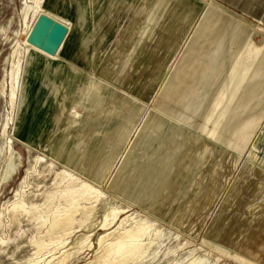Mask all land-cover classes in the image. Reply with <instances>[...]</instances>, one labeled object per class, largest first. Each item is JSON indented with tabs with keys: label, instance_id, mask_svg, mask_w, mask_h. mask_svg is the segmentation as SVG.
I'll return each mask as SVG.
<instances>
[{
	"label": "rangeland",
	"instance_id": "1",
	"mask_svg": "<svg viewBox=\"0 0 264 264\" xmlns=\"http://www.w3.org/2000/svg\"><path fill=\"white\" fill-rule=\"evenodd\" d=\"M53 1L0 0V90L5 68L10 69L12 61L20 63L13 84L21 88L30 62L27 45L41 55L58 59L70 34L75 50L83 48V37L89 39L84 57L81 50H76L72 59L88 72L80 84L85 89L72 93L61 130L45 144L34 147L18 136L16 122L23 100L15 95V103L9 102L10 78L8 91L0 95V264H54L63 252L76 250L82 235H89L84 248L62 263L85 264L100 251V237L107 233L100 227L113 206H121L124 212L110 218L109 241L124 218L121 227L140 219L148 222L138 232V240L147 239L152 227L159 231L148 258L155 250L157 256L149 264H247L252 254L255 261L251 264H264V71L255 79L246 72L239 82L232 73L233 68L240 69L247 61L245 35L241 34L234 44L229 39L219 43L206 25L198 30L200 22L196 28L180 24L178 60L175 51V57L161 72L155 64L144 65L145 58L134 49L129 71L136 76L125 83L110 77L118 60L116 50L127 36L120 30L130 18L138 20L142 30L155 33L159 22L152 14L160 12L162 6L155 7L158 11L150 7L146 11L141 1L132 0L130 8L121 12L125 14L121 25L111 27L99 23L114 6L100 10V0H86L90 8L85 16L96 24L79 26L76 9L70 11V16H63L64 11L55 9ZM31 5L37 13L28 11ZM235 12L225 13V33L233 32L229 18ZM41 13L70 29L55 56L27 40ZM249 20L264 35L262 20ZM176 29L167 33L161 54L168 49ZM253 42L260 44L259 38ZM197 50L201 51L200 69L186 81L180 80L178 72L191 52ZM256 82L259 85L252 88ZM56 87L62 94L63 88ZM239 93L244 98L236 102ZM124 127L131 131L128 133ZM114 143L121 144L111 146ZM103 145L111 147L104 148L109 150H103L97 162L96 166L106 167L98 175L96 166L88 167L87 163L95 159L97 149ZM110 154L113 158L108 167ZM158 162H164L159 179L155 178ZM85 183L92 185L89 192L94 195L97 191L100 197L88 199ZM21 201L24 207L14 210L13 204ZM72 205L77 211L73 212ZM62 213L74 219L62 224ZM64 230L69 231L68 235ZM249 248L252 253L247 254ZM110 253L105 249L96 264Z\"/></svg>",
	"mask_w": 264,
	"mask_h": 264
},
{
	"label": "bare ground",
	"instance_id": "2",
	"mask_svg": "<svg viewBox=\"0 0 264 264\" xmlns=\"http://www.w3.org/2000/svg\"><path fill=\"white\" fill-rule=\"evenodd\" d=\"M141 1V4L143 5V7L145 8V10L149 7L150 9H155L156 6H158L159 4L162 6L160 12L155 14H152L153 16L156 15V19L154 21H158V28L156 30V32L154 33L152 32H147L146 30H142V25L139 24L138 26V20L135 19H130L128 20L127 25H125V27L120 30V32L124 33L125 35H127L121 46L119 48H117L116 50V56L118 58V60H116V64L112 67L113 71L111 73V78L113 79H120L122 82H129L131 80H133L135 78V74H132L131 71H129V67L131 65V52L134 49H137V52L140 56H143L145 58V63L144 65L146 66H150L155 64L158 68L159 71H163L166 70V68L168 67L171 58L175 55V51L177 52V56H176V60H178L179 56H180V50L178 49L180 48V44H181V38L179 37V30L178 26L181 24V26L185 23L187 24H191V26L196 28V25L198 22H200L198 30L201 29L204 25H206V29L207 31L211 32L214 36V38H216V40L220 39L222 43L223 41L225 42L226 40L229 39V41L231 40V43L234 44L236 42V40L238 39V37L242 34L245 35L246 40L243 44V46L245 44H247V46L249 47V52L248 53V58L247 61L242 63V66L240 69L238 68H233L232 69V73H234L235 76V81L239 82L244 75L246 74V72H250V74H252V78L255 79L256 77L259 78L262 74V72L264 71V35L262 33V29L255 25H251V22L249 19L245 18L244 16L240 15L239 13L230 10L228 7L216 2L215 0H139V3ZM105 3V2H104ZM111 3V2H110ZM109 3V4H110ZM122 5V4H121ZM53 6L55 7V9L60 8L61 6H59V3L54 2L53 1ZM40 8V7H39ZM143 8V9H144ZM113 9H116L115 6L113 7ZM30 10H34L37 13V8L33 7L32 5L28 7V11ZM58 11L60 13H63L62 7L60 9H58ZM114 11V10H113ZM112 11V13H113ZM143 11V10H142ZM147 11V10H146ZM151 11V10H149ZM158 11V10H157ZM227 11H231L232 13L235 12L234 14H232V16L229 18V24L231 27H233V32H227L225 33L222 30V25L225 22L226 19V15L225 13ZM145 12V11H144ZM111 13V14H112ZM141 15V14H140ZM134 17V16H133ZM110 18V14H105V19H103V23H108ZM146 18V17H145ZM149 18V17H148ZM155 19V16L153 17ZM153 18L151 20V18H149L151 21H153ZM62 19H65L62 16ZM172 20V23H170L169 21ZM201 20V21H200ZM149 21V20H148ZM150 22V21H149ZM186 24V25H187ZM104 25V24H103ZM154 25V24H153ZM164 27L163 30L160 29V27ZM189 26V25H188ZM141 27V30H139ZM165 27H167L168 31H165ZM177 28V29H176ZM264 28V26H263ZM177 30V32L175 33L174 37H172V40L169 44L168 49L165 51V53L161 54L160 48L162 43L165 41L166 39V35L168 34H172L171 32H174L173 30ZM183 30V29H182ZM190 30V29H189ZM192 30V29H191ZM190 32V31H189ZM188 32V33H189ZM193 34V32H192ZM197 34V33H196ZM188 35V34H187ZM170 36V35H168ZM260 40V44L258 45L255 44L253 42V39H258ZM189 39V38H188ZM209 39V38H208ZM212 39V38H211ZM134 40V44H131V41ZM16 44V43H15ZM199 45V44H198ZM165 46V45H164ZM215 47V46H214ZM197 48V47H196ZM195 48V50H196ZM194 49V48H193ZM109 50V49H108ZM27 51L29 54V58L31 59V57L33 56L32 52L35 51L33 50V48L30 45H27ZM37 52V51H35ZM108 52V51H107ZM160 52V53H159ZM199 52H201L200 50L198 51H192L191 54L187 57V60L185 62V64L183 65V69L181 68L180 71L178 72V77L180 78V80H184L186 81V79L188 77H191L192 74L195 73V71L200 69V64L201 61L199 60ZM111 53V52H110ZM158 53V54H157ZM238 53H240L238 51ZM238 53H236L238 55ZM72 54V53H71ZM157 54V55H156ZM79 55V54H78ZM218 54L216 53V56ZM237 55L235 56V58L233 59V63L234 61L237 59ZM246 57V56H245ZM100 58V56H99ZM223 58V57H222ZM27 59V56H26ZM51 59V57H50ZM133 60V59H132ZM25 61V59H24ZM27 61V60H26ZM223 61V60H222ZM224 62V61H223ZM211 63V62H209ZM236 63V62H235ZM20 63L17 62H13L12 61V66L10 69H6L5 68V73L4 76L2 78L1 81V90H0V95H5L6 90L8 91V81L7 79L10 78L11 79V89L9 90V97L10 100L9 102L12 104L14 101V97L16 95L17 99L19 98V101L23 100V94H24V76L25 73L23 75V81L22 84L20 85L21 88L19 89V87L16 89V86L13 84L15 82L16 75L18 73V69L20 67L19 65ZM246 64V65H245ZM26 65V63H25ZM224 65V64H223ZM233 65V64H232ZM236 65V64H235ZM238 65V64H237ZM172 66V65H171ZM210 65H208L209 67ZM174 67V66H173ZM207 68V66H205ZM234 67V66H233ZM236 67V66H235ZM172 68V67H171ZM173 69V68H172ZM24 70V69H23ZM26 70V69H25ZM138 69H136L134 71V73L137 74ZM170 71V70H169ZM236 71V72H235ZM22 72V71H21ZM107 72V71H106ZM160 72V73H161ZM19 74V73H18ZM156 74L158 75V73L156 72ZM164 74V73H162ZM170 74V72H169ZM161 76V74H159ZM177 77V76H176ZM21 78V76H20ZM178 78V79H179ZM176 80V78H175ZM100 82V81H99ZM163 82V81H162ZM177 82V80H176ZM232 82V81H231ZM84 83V82H83ZM178 83V82H177ZM233 83V82H232ZM102 84V83H101ZM154 84V83H153ZM239 84V83H238ZM237 84V85H238ZM236 85V86H237ZM254 87L252 86V88H255L257 85V82L255 84ZM161 86V85H160ZM250 86V85H249ZM7 87V88H6ZM170 88V87H169ZM84 86L81 85L79 87V89H76L77 92H83L84 91ZM98 89H96L95 91H97ZM149 90V89H148ZM175 90V87L173 86L171 93L173 94V91ZM94 91V92H95ZM251 92V91H250ZM205 93V92H204ZM249 93V92H248ZM246 94V93H245ZM255 95H257V91L254 92ZM154 97V96H153ZM244 98V94L243 93H239L236 96L235 101L238 102L240 100H242ZM234 99V98H233ZM23 103V101H22ZM242 103V102H241ZM200 106V105H199ZM18 108V107H17ZM200 108V107H199ZM16 117V116H15ZM149 117V116H148ZM147 117V118H148ZM154 117V116H153ZM157 118V117H155ZM238 118V117H237ZM250 118V117H249ZM152 118H150L151 120ZM248 119V118H247ZM147 120V119H146ZM246 120V119H245ZM243 120V121H245ZM149 121V120H148ZM177 121V120H176ZM179 121V120H178ZM177 121V122H178ZM242 121V122H243ZM157 122V121H155ZM176 122V123H177ZM146 123V122H145ZM178 124V123H177ZM241 124V123H240ZM239 124V125H240ZM156 125V124H155ZM238 125V126H239ZM178 126V125H177ZM237 126V127H238ZM150 127V126H148ZM152 128V127H151ZM186 128V127H183ZM123 130H126L128 133L131 131L130 127H124ZM153 131H156L155 129H153ZM13 133V132H11ZM197 133V132H196ZM119 133H117L115 135L116 138H118ZM190 136V135H189ZM188 136V137H189ZM107 144V143H106ZM121 144V143H120ZM120 144L118 143H114L111 146H119ZM143 144V143H142ZM187 144V143H186ZM111 146H99L98 153L95 155V159L93 161H91L90 163H87L88 167L91 166H96L97 162L100 160L102 154H103V150H109V149H104V148H110ZM182 146V145H181ZM184 146H186L184 144ZM97 148V147H96ZM173 150V149H172ZM180 150V149H179ZM136 154V153H135ZM109 156V163H108V167L111 163V160L113 158V156L110 154ZM107 156V157H108ZM163 158V157H162ZM102 159V158H101ZM92 160V159H91ZM163 160V159H162ZM161 160V161H162ZM100 162V161H99ZM159 166L158 169L161 168L163 169L164 167H161L163 165L164 162H158ZM99 164V163H98ZM176 164V163H175ZM195 165V164H194ZM145 166V165H144ZM157 167V166H156ZM194 167V166H193ZM74 169H76V166L74 167ZM88 169V168H87ZM97 169V174L100 175L102 173H104L103 171H105V169L103 167H99L96 166ZM90 170V169H89ZM72 171V170H71ZM153 171V170H152ZM159 171H161L160 169L157 171L155 178L159 179ZM174 171V170H173ZM172 171V172H173ZM75 175V174H74ZM126 176V175H125ZM137 176V175H136ZM152 176V175H151ZM180 176V175H179ZM73 177V176H72ZM81 177V176H80ZM166 177V175H165ZM93 178V177H92ZM130 178V177H129ZM151 178V177H150ZM127 179V178H126ZM132 179V177L130 178ZM144 179V178H143ZM166 179V178H165ZM164 179V180H165ZM179 181L180 178L178 177ZM86 180V179H85ZM92 180V179H91ZM94 180V179H93ZM152 180H154V177L152 178ZM172 180V179H171ZM175 180V177H174ZM173 180V181H174ZM185 180V178L183 179ZM188 180V179H187ZM186 180V181H187ZM172 181V184H173ZM156 182V181H155ZM166 181L163 182V184ZM178 182V181H176ZM183 182V181H182ZM89 183V182H88ZM85 183L83 186H85V190L88 191L89 197L88 199H94V198H99V193H97V191L95 192V194L93 195V192H89V190L92 188V185ZM140 183V182H139ZM175 183V182H174ZM144 184V183H143ZM148 184V183H147ZM146 184V186H147ZM70 185V184H69ZM68 185V186H69ZM150 185V184H149ZM154 185V184H153ZM151 185V186H153ZM185 185V184H184ZM164 185H162L161 187H163ZM170 186V185H169ZM175 186V185H174ZM138 189V188H137ZM161 189V188H160ZM173 189H175V187H173ZM166 190V189H165ZM163 190V192L165 191ZM162 192V191H161ZM162 192V193H163ZM137 193V192H136ZM66 194V193H65ZM130 194V193H129ZM135 194V193H134ZM138 194V193H137ZM135 194V195H137ZM141 194V193H140ZM134 195V196H135ZM142 195V194H141ZM157 195V194H156ZM116 196V195H115ZM159 198V197H157ZM55 200V198H54ZM98 200H101L98 199ZM137 200V198H136ZM77 200H75L76 202ZM132 201V200H131ZM74 203V202H73ZM72 203V204H73ZM78 204V203H77ZM52 206V205H51ZM73 206V205H72ZM24 207V202L21 201L20 204L15 205L13 204V209L14 210H18ZM74 207V206H73ZM76 207V206H75ZM73 208V212H75L76 208ZM85 207V206H84ZM88 207V206H87ZM86 207V208H87ZM139 207V206H137ZM78 208V207H77ZM70 209V208H69ZM85 209V208H84ZM66 210V209H65ZM83 210V209H82ZM77 211V210H76ZM72 212V211H71ZM124 212V209L121 206H113L110 208L109 211H107V213L105 214V218L102 222V225L100 227V229L102 231H106L107 233H105L104 235H102L100 237V243L101 246L99 248V252H97L94 256L93 259L89 260L88 262H86L85 264H96L97 262H99V258L101 256V254L103 253V251L105 249H107L110 253L109 256H107V258L104 260H101L99 264H149L151 259H154L157 256V252L156 250L153 252V255L149 257V250L154 242V237L157 236L159 237V231L157 229H154L152 227V230H150L147 239H145L144 241L138 240L137 238V234L139 231L142 230L143 226L149 225L148 222L146 220L140 219L137 221H134L132 223H130L128 226H122V224L124 223V221L127 218H124L123 220L119 221L117 223V227L112 231V240L109 241L108 237L110 236V232H108V230L110 229L109 226L112 224L113 221H110V218L113 217V219H115L118 214H121ZM69 213V212H68ZM75 215V214H74ZM162 215V214H161ZM61 222L62 224H64V221L66 219L69 218H73L69 215H65V214H61ZM42 219V218H41ZM74 219V218H73ZM130 219H132L130 217ZM70 221V220H69ZM67 222V221H66ZM79 222V221H78ZM81 222V221H80ZM79 222V223H80ZM83 222V221H82ZM55 223V222H54ZM56 224V223H55ZM66 225V224H65ZM70 225V224H69ZM61 226V225H60ZM63 226V225H62ZM68 226V225H67ZM72 226V225H71ZM70 227V226H69ZM235 227V226H234ZM62 228V227H61ZM68 228V227H67ZM60 229V228H59ZM66 229V227H65ZM72 230V229H71ZM48 231V230H47ZM69 231L64 230L63 233H67ZM71 233V232H70ZM62 234V233H61ZM68 235V233L66 234ZM65 236V235H63ZM133 237L130 241H127V237ZM56 237V235H55ZM89 235H82L81 238H83V240L81 239V241L79 242V240L76 242V250L74 252L70 251V252H63V254L58 258V261L54 264H62L72 253H76V252H80L83 248H84V244L86 243L87 239L89 238ZM51 239V238H50ZM49 239V240H50ZM55 241V240H54ZM42 242V241H41ZM57 242V241H56ZM59 242V241H58ZM65 243V242H64ZM42 244V243H41ZM40 244V245H41ZM45 244V243H44ZM58 244V243H57ZM56 245V244H55ZM62 245V244H61ZM88 245V243H87ZM259 245V244H258ZM262 245V244H261ZM43 248V247H42ZM39 249V248H38ZM41 250H39L38 252H40ZM252 250L249 248V250L247 249L246 253L249 254ZM252 253V252H251ZM38 254V253H37ZM94 255V254H93ZM246 256V255H245ZM248 256V255H247ZM90 257V256H89ZM249 257V256H248ZM251 257V256H250ZM248 258L249 260H251V262H247V264H251L254 260L253 258V254H252V258ZM245 259V258H244ZM49 263V262H47ZM37 264V263H36ZM190 264H194V262H191Z\"/></svg>",
	"mask_w": 264,
	"mask_h": 264
},
{
	"label": "crops",
	"instance_id": "3",
	"mask_svg": "<svg viewBox=\"0 0 264 264\" xmlns=\"http://www.w3.org/2000/svg\"><path fill=\"white\" fill-rule=\"evenodd\" d=\"M102 1L100 0L99 3L100 10H110L112 6H115L116 9H112L114 11L110 14L108 23H102L104 22L102 21L99 25L104 24L111 27L121 25V19L125 15H122V11H127L130 8L132 0H111L110 4V0H106L105 3ZM215 1L248 19H261L264 26V0ZM54 2L59 3L62 7L63 16H70V11L76 9L78 11L77 25L90 26L96 24L95 21L90 23L85 16L86 9L90 8V5L87 6L88 1L54 0ZM70 35H67L68 38L59 53L58 59H50L39 52H32L33 56L24 76L23 104L16 122L18 136L23 142L31 146L36 147L45 144L54 137L55 133L61 130V123L67 116V107L72 99V93L76 92L88 74L72 59L77 53L76 50H81L83 55V51L86 49L85 43L89 42V39L86 36L83 37L81 39L83 48L78 47L75 50L73 41H69ZM56 86L63 88L62 94Z\"/></svg>",
	"mask_w": 264,
	"mask_h": 264
},
{
	"label": "water",
	"instance_id": "4",
	"mask_svg": "<svg viewBox=\"0 0 264 264\" xmlns=\"http://www.w3.org/2000/svg\"><path fill=\"white\" fill-rule=\"evenodd\" d=\"M69 30V27L62 21L55 19L47 13H41L27 40L47 54L55 56L64 43Z\"/></svg>",
	"mask_w": 264,
	"mask_h": 264
}]
</instances>
